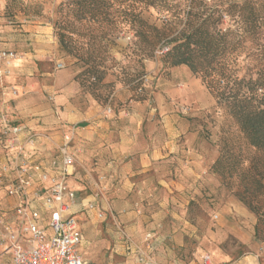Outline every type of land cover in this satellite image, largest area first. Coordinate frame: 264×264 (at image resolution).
<instances>
[{
    "label": "crops",
    "instance_id": "0c3cea01",
    "mask_svg": "<svg viewBox=\"0 0 264 264\" xmlns=\"http://www.w3.org/2000/svg\"><path fill=\"white\" fill-rule=\"evenodd\" d=\"M8 31L5 27L0 32V46L20 48L19 56L12 61V70L17 68V73L22 74L17 80L27 89L36 84L35 93L27 96L34 101L33 109L29 110L34 111V118L27 116V108L24 111L20 106L16 110L9 108L14 113L11 120L26 128L19 139L23 140L30 131L37 134L34 144H27L25 156L17 163L28 167L38 164L42 171L56 175L60 165L58 147L70 131L73 164L66 184L75 198L66 214L78 223L82 234L78 252L86 262L203 264V257L208 255L211 264H257L247 254L230 259L208 243L217 240L219 231L211 229L209 216L214 217L211 205L197 206L200 193L197 186L205 173L206 159L192 140L182 138L188 123L177 108L179 101L196 94L194 78H170L167 86L142 100L129 97L123 105L116 100L113 107L104 109L88 98L79 97V84L70 69H51L48 51L36 48L35 44L29 48L24 43L27 39L36 41L41 35L31 29L27 34ZM33 56L38 57L39 75L32 78L34 70L25 63ZM0 74L4 75L3 63ZM177 81L183 88L175 87ZM0 82L3 98V87L12 78H0ZM41 89L51 102L45 101ZM127 92L118 88L115 95L126 96ZM199 92L204 94V89L199 88ZM181 93L179 98L177 95ZM17 145V142L3 144L0 148V177L6 183L16 177ZM29 176L32 185L27 196L31 208L39 213L36 224L49 235V211L33 196L49 182L41 183L32 170ZM20 200L19 195L8 192L0 200V264H13L6 234L16 226L15 209ZM202 209L208 216L205 222L201 218ZM231 211L229 206L217 214L221 227L222 214ZM238 211L251 220L246 208L238 207ZM249 240L248 235L242 237L243 243Z\"/></svg>",
    "mask_w": 264,
    "mask_h": 264
},
{
    "label": "rangeland",
    "instance_id": "374dc122",
    "mask_svg": "<svg viewBox=\"0 0 264 264\" xmlns=\"http://www.w3.org/2000/svg\"><path fill=\"white\" fill-rule=\"evenodd\" d=\"M66 1L70 2V0H0V32L6 27L8 32L19 30L20 33L27 34L31 29L34 34L41 35L36 41L27 39L24 43L29 48L35 44L36 48L48 51L47 56L50 58L51 69H70L79 84V97L81 99L88 98L104 109L113 107L116 100L118 105H123L124 101L128 102L130 98L142 100L151 92H156L160 87L167 86L170 78H194V84L198 88L196 94L185 98L184 101H179L177 108L188 123V129L182 138L192 140L196 149L206 159L204 162L205 173L197 186L200 191L197 195V206L200 204L205 208L206 205H211L214 209V217L209 216L211 229L219 231L217 240H210L208 243L213 247H218L230 259H237L247 254L252 256L257 264H264V239L256 238L254 235L257 217L234 195L235 191L242 188L238 177L235 174L232 176V185L228 188L211 170V165L219 154L221 138L224 136L227 137L232 152H239L244 158V167L249 166L250 160L254 158H263L262 152L247 144L235 122L209 93L198 75L193 74L184 65H164L162 54L157 51L158 48L151 51L144 44H140L133 37L135 23H132L128 17L123 19L120 13L113 12L116 6L111 9L112 12L108 19L94 22L90 20L89 15L80 19L75 5L70 7L62 5ZM185 1L180 0L182 4ZM142 15L148 24H159L163 18L161 13L152 7L144 10ZM61 36H65L66 46L60 44ZM3 42H9V40ZM9 48L5 49L13 51L16 54L14 59H17L20 48L17 45ZM37 58L33 56L31 61L25 63L29 67L32 66L34 70L30 75L32 78L39 75L36 65ZM12 61L10 65L0 63L4 64V75L0 74V78H12V82L2 86L5 93L4 97L0 98V121L2 116H5L10 125L22 126L11 120L14 118V113L9 108L16 110V106H20L23 111L24 108H27L26 112H29L27 116L34 118V111H29L33 109L34 101L27 99V96L35 93L36 84L33 83L32 88H25L17 80L22 74L17 73V68L12 70L14 62ZM58 62L62 63L61 68L57 67ZM143 76L149 78L150 86L139 92L137 89L139 79ZM174 85L183 88V84L178 81ZM118 88L126 89L129 92L126 96L116 97L115 92ZM199 88L204 89V94L199 92ZM41 90L45 101L51 102L47 92L44 89ZM177 96L181 98L182 93ZM152 102L154 99H151ZM1 126L0 122V138L3 140L7 136L2 133ZM23 129L20 134L26 128ZM20 134L14 141V143H18L17 147L20 144L27 143L28 146L34 144L37 136L35 131L27 133L23 140L19 139ZM34 134L36 136L29 138ZM45 136L48 137V134ZM29 139H32V142ZM27 144L19 158H17L19 153L16 148L15 161L25 156ZM14 183L15 179L6 183L0 177V200L8 192V186ZM229 206L232 211L222 214L224 226L221 227L217 214ZM238 207L246 208L252 215L251 220H247L238 211ZM201 218L204 222L205 218H208L204 209H202ZM202 229L205 231L206 227L203 226ZM246 235L250 237V240L243 243L242 237Z\"/></svg>",
    "mask_w": 264,
    "mask_h": 264
},
{
    "label": "trees",
    "instance_id": "16d2710c",
    "mask_svg": "<svg viewBox=\"0 0 264 264\" xmlns=\"http://www.w3.org/2000/svg\"><path fill=\"white\" fill-rule=\"evenodd\" d=\"M78 17L100 22L111 9L135 23L133 37L149 50L168 45L164 65H184L235 122L247 144L264 155V0H70ZM152 7L162 15L148 24L142 13ZM65 36L60 44L66 46ZM74 78V77H73ZM75 81H77L74 78ZM78 82V81H77ZM244 167L226 136L211 165L229 188L235 174L241 189L234 195L256 217L254 235L264 239V156Z\"/></svg>",
    "mask_w": 264,
    "mask_h": 264
},
{
    "label": "built area",
    "instance_id": "2783aa9c",
    "mask_svg": "<svg viewBox=\"0 0 264 264\" xmlns=\"http://www.w3.org/2000/svg\"><path fill=\"white\" fill-rule=\"evenodd\" d=\"M168 48L169 46L161 45L157 51L164 54ZM15 57L16 54L13 51L0 46V63L10 65ZM57 67L61 68L62 63L58 62ZM149 86V78L143 76L139 79L137 89L141 92ZM0 122L2 133L7 136L3 140L0 138L1 148L3 144L14 143L23 130V126L10 125L5 116H2ZM32 136L36 135H31L29 138ZM29 140L32 142V139ZM70 141L69 131L64 135L62 145L58 147L60 165L56 175L42 171L38 164L28 167L24 163H17L18 159H16L15 183L7 189L9 194H17L21 199L15 209L18 216L16 226L9 229L6 234L7 250L11 254L13 264H89L78 252V246L82 240L78 223L73 216L66 214L69 204L75 198L74 192L66 184L69 168L73 164V155L69 150ZM24 146L25 144H20L17 147V153H19L17 158L23 152ZM1 168L5 170L6 166L2 165ZM31 170L37 174L41 183L49 182L43 191H35L33 195L49 211V235L36 224L39 213L31 208L27 196V189L32 185L29 176ZM203 264H211L208 255L203 257Z\"/></svg>",
    "mask_w": 264,
    "mask_h": 264
}]
</instances>
